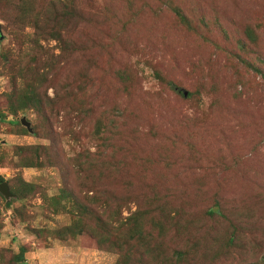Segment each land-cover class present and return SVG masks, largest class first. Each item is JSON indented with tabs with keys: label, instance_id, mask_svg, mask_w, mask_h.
I'll return each instance as SVG.
<instances>
[{
	"label": "rangeland",
	"instance_id": "1",
	"mask_svg": "<svg viewBox=\"0 0 264 264\" xmlns=\"http://www.w3.org/2000/svg\"><path fill=\"white\" fill-rule=\"evenodd\" d=\"M0 177V264H264V0H0Z\"/></svg>",
	"mask_w": 264,
	"mask_h": 264
},
{
	"label": "water",
	"instance_id": "2",
	"mask_svg": "<svg viewBox=\"0 0 264 264\" xmlns=\"http://www.w3.org/2000/svg\"><path fill=\"white\" fill-rule=\"evenodd\" d=\"M183 93L186 94L185 92ZM19 122L24 125L28 131L30 130L29 123L24 118H20ZM0 194H2L5 198L10 195L5 181H0Z\"/></svg>",
	"mask_w": 264,
	"mask_h": 264
},
{
	"label": "trees",
	"instance_id": "3",
	"mask_svg": "<svg viewBox=\"0 0 264 264\" xmlns=\"http://www.w3.org/2000/svg\"><path fill=\"white\" fill-rule=\"evenodd\" d=\"M28 131V130H27ZM0 181H2V178L0 177ZM22 248V247H20ZM20 252V253H19ZM18 254L16 255V260H22L23 259V256H22V253H21V249L19 250Z\"/></svg>",
	"mask_w": 264,
	"mask_h": 264
}]
</instances>
